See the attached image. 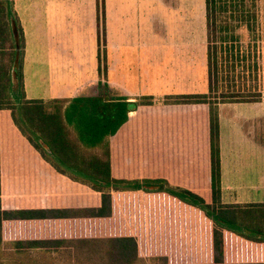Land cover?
I'll return each instance as SVG.
<instances>
[{
  "label": "trees",
  "instance_id": "1",
  "mask_svg": "<svg viewBox=\"0 0 264 264\" xmlns=\"http://www.w3.org/2000/svg\"><path fill=\"white\" fill-rule=\"evenodd\" d=\"M216 5L206 0L208 92L164 99L201 106L198 140L200 121L152 111L121 130L151 96L26 99L22 27L13 0H0V264H264V202L220 196L218 103L260 92L219 90L229 67L217 38L240 36L217 34Z\"/></svg>",
  "mask_w": 264,
  "mask_h": 264
},
{
  "label": "crops",
  "instance_id": "2",
  "mask_svg": "<svg viewBox=\"0 0 264 264\" xmlns=\"http://www.w3.org/2000/svg\"><path fill=\"white\" fill-rule=\"evenodd\" d=\"M216 1L217 34L240 36L239 43L217 38L219 65L229 67L221 70L218 80L255 83V90L264 83V0H256L252 10L243 4H229L245 0ZM220 1L226 3L218 4ZM13 8L24 36L23 65L33 60L50 66L42 71L49 74L46 81L60 83L49 90V100L88 96L92 93H82L89 87L98 92L105 86L108 95L125 97L129 102L153 97L149 83L154 81L158 66L171 76L167 89L174 94L156 95L208 92L206 0H13ZM243 32H255L256 36L245 42ZM22 75L25 93L26 79ZM257 91L258 101L217 106L220 196L225 204L261 202L223 201L224 195L252 192L258 179L264 181V90ZM25 98L29 99L26 93ZM143 111L155 112L163 119L177 115L200 121L194 130L199 140L205 118L201 106L163 103L139 108L129 112L121 130L132 132L137 120L141 121L136 116ZM155 126L157 130L158 123ZM148 128L153 133L154 128ZM118 138L125 140L121 133ZM194 146V155L200 160L199 141Z\"/></svg>",
  "mask_w": 264,
  "mask_h": 264
},
{
  "label": "rangeland",
  "instance_id": "3",
  "mask_svg": "<svg viewBox=\"0 0 264 264\" xmlns=\"http://www.w3.org/2000/svg\"><path fill=\"white\" fill-rule=\"evenodd\" d=\"M257 1L256 0H245V2H243L242 4L244 6H246L247 8H249L250 10L255 8ZM256 34L254 33H249V32H243L241 34V38L243 41L247 42V40L251 39L252 37L255 38ZM30 53L34 56V51L33 49H31ZM48 67L50 68V66L47 65H43V64H39V63H35V61L33 60H28L25 63V66L23 65L22 67V74L24 73L25 76V84H26V90L25 93L27 94V97L29 99H37V98H44V100H49L47 97H49L50 91L53 88V85L55 84L56 86H59L60 83H54L51 81H46V79H48L49 74L47 72H42L43 70L48 69ZM158 69H162L160 66H158V68H155L156 72H154L153 78L154 81L151 83H149V86L152 87L153 90V94L155 96L152 97L153 99V104L154 105H161L164 103V99L166 96H158L160 93L162 94H174L171 91H168L167 86L170 84L169 79L171 78L170 75H168L167 73H162L160 70ZM229 77V76H227ZM143 78H145L143 76ZM143 84L141 85H145L144 82H142ZM64 84V83H62ZM65 84H70V83H65ZM203 84V83H202ZM253 85H255V83H250V82H246V81H219V90H223V91H246L247 89H249L250 87H253ZM147 85V87H149ZM206 86V83H205ZM151 87H149L151 89ZM170 88V87H169ZM264 83H259V88L258 86H255V90L257 91L258 89L260 90H264ZM89 90L84 91L82 94L85 93H92L93 94H97V89L96 91L93 90L92 87L88 88ZM250 90V89H249ZM106 89H101V93H105ZM109 92V91H108ZM175 92V91H174ZM158 94V95H156ZM259 166V165H258ZM252 169L255 170V165L251 164ZM256 169H259L258 167H256ZM255 180V178L253 179V181ZM260 179H258L257 181V186L255 188V190H253L252 192H246V193H240V194H227L224 195L223 201L225 202H230L233 199L235 200H240V201H244V200H248V201H261L264 202V181H259ZM251 181V182H253ZM261 183V184H260ZM142 264H152L149 262H145Z\"/></svg>",
  "mask_w": 264,
  "mask_h": 264
}]
</instances>
